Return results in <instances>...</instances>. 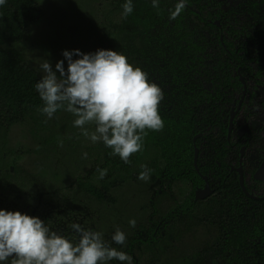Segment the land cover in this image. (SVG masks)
<instances>
[{
  "label": "rangeland",
  "instance_id": "1",
  "mask_svg": "<svg viewBox=\"0 0 264 264\" xmlns=\"http://www.w3.org/2000/svg\"><path fill=\"white\" fill-rule=\"evenodd\" d=\"M145 2L133 0L134 10L125 17L123 0H38L42 19L29 26L28 38L22 42L0 41V47L19 50L24 61L40 75L39 65L45 59L55 70V63L64 59L63 50L77 48L83 52L98 48L120 50L129 62L147 72L148 66L137 55L139 51L144 54L146 44L133 33L136 17L144 14ZM239 5L250 9L264 24V0H243ZM163 34L175 43L182 39L179 33ZM219 53V47L211 45L207 61L192 80L219 97L213 103L188 102L175 118L176 122L182 119L187 105L191 116L203 128L210 118L227 117L238 93L221 87L223 71ZM167 68L162 64L154 66L148 76L163 93L172 85L173 71ZM259 95L264 100V87ZM164 101L171 105L175 100L163 97L160 105ZM2 106L0 101V207L37 215L53 230L72 238H78L70 227L74 222L101 232L109 243L119 227L127 239L123 246L115 243L112 246L126 251L132 258L131 264H180L196 254L201 255L205 264H222L214 261L210 249L216 236L213 214L209 215L204 203L192 205L195 190L186 176V160L191 161L193 145L187 139L181 141L175 124L153 136L146 129L142 149L125 163L119 156L111 155V149L102 142L94 143L85 136L73 124L76 117L64 109L48 119L40 110L20 117ZM84 127L89 133L95 130L94 123ZM215 131L212 127V137L199 140V162L203 165L214 158L219 139ZM144 165L150 169L149 177L140 180L138 174ZM100 170H106L102 179ZM118 173L129 174V179L112 191L114 201H99L80 187L81 181L100 184ZM133 219L134 226L129 223ZM108 264L121 262L113 260Z\"/></svg>",
  "mask_w": 264,
  "mask_h": 264
},
{
  "label": "clouds",
  "instance_id": "2",
  "mask_svg": "<svg viewBox=\"0 0 264 264\" xmlns=\"http://www.w3.org/2000/svg\"><path fill=\"white\" fill-rule=\"evenodd\" d=\"M187 2L176 0L170 18L180 15ZM6 3L0 0V7ZM159 3L151 0L153 8ZM121 7L127 17L134 10L133 0H123ZM62 55L64 59L55 63V70L48 59L39 65L42 75L34 87L43 101L40 112L48 119L59 109L72 113L74 126L85 136L94 143L102 142L111 155L128 163L130 156L142 149L146 129L159 131L164 127L159 112L163 89L120 50L65 49ZM89 123L95 124L91 133L84 127ZM142 168L138 179L146 180L150 169L146 165ZM105 175L106 170H100L99 178ZM129 223L134 226L135 220ZM70 227L78 238L53 230L37 215L0 207V264H108L113 260L131 264L126 251L112 246L124 245L127 236L121 228H115L109 243L99 231L75 222Z\"/></svg>",
  "mask_w": 264,
  "mask_h": 264
},
{
  "label": "trees",
  "instance_id": "3",
  "mask_svg": "<svg viewBox=\"0 0 264 264\" xmlns=\"http://www.w3.org/2000/svg\"><path fill=\"white\" fill-rule=\"evenodd\" d=\"M175 3L176 0H160L159 7L153 8L151 0H147L143 5L144 14L136 17L137 22L133 33L136 32L135 35L140 36L139 40L142 38L146 44L144 51L142 50L145 55L140 51V54L138 52L137 55L141 60L144 58L143 62L148 68H152L157 62H160L158 58L161 57L165 67L173 70L179 69L178 72L172 73V88L173 83H176V90L182 92L185 87H188V83H184L187 81L189 72L194 65L198 64L205 52L206 40L203 31L206 28L215 27L208 19L214 20L220 16V3L217 0H188L185 9L173 20L170 18V10L174 8ZM42 15L38 0H7V3L0 7V41L22 42L26 40L29 35V26L38 23L42 19ZM182 30L186 44L179 43L180 40L177 44L171 42L163 34L165 31L171 34L179 33ZM222 31L232 37L229 40L225 36V43L230 55L237 57L234 39L235 35L239 36L240 32L233 28H227L225 24ZM40 78L39 72L24 61L19 50L0 47V101L3 102L2 108L14 112L20 117L29 111L39 110L43 106V101L34 85ZM172 88L171 97L174 95ZM195 94L197 95L196 89ZM165 96L169 97L167 94ZM160 106L159 112L164 120L163 128L175 124L181 135V141L186 142L191 134V129L194 128L193 123L188 120V116L185 114L181 117L180 122H176L174 117L177 108L170 109L167 101H164ZM159 131L148 130L151 136ZM152 165L151 172L154 175V164ZM191 168L190 170L186 165V170L189 169V177L193 178V185L197 186L203 180L194 167L191 166ZM128 179L129 174L118 173L101 181L100 184L89 180L81 181L80 187L99 201H114L112 191ZM231 185L234 184L228 183L226 188L230 189ZM196 204H203V201L192 202V205L196 206ZM231 212L230 218H227L226 227H223L222 221H220L223 214L217 210L213 212L216 236L210 249L214 261L222 264H264V207L263 209L259 207L254 216L246 215L241 211L243 215L240 227H237L239 225L236 221L239 216L237 209L233 208ZM157 225L158 222L154 223V228ZM224 230L228 231L226 238L223 237ZM180 264L205 263L201 255L196 254Z\"/></svg>",
  "mask_w": 264,
  "mask_h": 264
},
{
  "label": "flooded vegetation",
  "instance_id": "4",
  "mask_svg": "<svg viewBox=\"0 0 264 264\" xmlns=\"http://www.w3.org/2000/svg\"><path fill=\"white\" fill-rule=\"evenodd\" d=\"M217 1L220 3V16L214 20L208 19L215 27L206 28L203 31L206 40L205 52L187 76L184 84L188 83V87L179 92L176 90V83H173V88L171 85L164 91V98L175 100L173 104H168L170 109L177 108L174 118L180 116V110L188 102L213 103L219 96L208 89L198 87L192 80L195 78L197 69L207 61L206 57L211 45L219 47L223 71L221 87L238 94L227 112V117L225 119L210 118L206 121V128L196 123L187 105L185 114L193 123L194 128L191 129V134L187 138L193 145V154L191 161H187L186 165L190 170L191 166L194 167L203 181L194 186L193 178L188 175L189 169L186 170V176L195 190L192 202L203 201L209 209V215L213 214L214 210L223 214L220 219L223 227L227 225V218H230L229 214H232L231 210L237 209L239 216L236 221L239 223L237 227H240L242 213L254 216L259 207L262 209L264 207V100L260 99L259 95V90L264 87V24L250 11L252 4L249 5L250 9H246L239 5L243 0ZM224 24L227 28L240 32L239 36L236 34L234 39L237 57L230 55L225 43V36L229 40L232 37L222 31ZM178 36L182 38L178 39V42L180 40L179 43L186 44L183 30ZM158 59L160 62L154 66L160 64L164 66L161 57ZM143 61L144 58H142V63L145 65ZM148 69L149 76L152 68ZM175 70H173L175 73L179 71V69ZM171 88L174 92L173 97H171ZM212 127L216 129L215 132L219 133L218 146L214 150V158L203 165L199 162L201 155L199 140L204 136L212 137ZM234 152L236 156L233 155ZM228 183L234 185L227 189ZM197 190H200L201 195H207L204 198H197ZM209 218L212 219L211 216ZM227 233L228 231L224 230V238L227 237Z\"/></svg>",
  "mask_w": 264,
  "mask_h": 264
},
{
  "label": "water",
  "instance_id": "5",
  "mask_svg": "<svg viewBox=\"0 0 264 264\" xmlns=\"http://www.w3.org/2000/svg\"><path fill=\"white\" fill-rule=\"evenodd\" d=\"M206 195H207V194L201 195V194H200V190H197V192H196V197H197V198H204Z\"/></svg>",
  "mask_w": 264,
  "mask_h": 264
}]
</instances>
